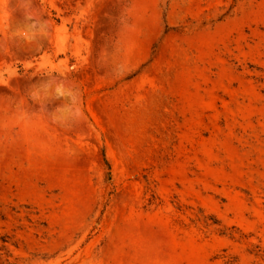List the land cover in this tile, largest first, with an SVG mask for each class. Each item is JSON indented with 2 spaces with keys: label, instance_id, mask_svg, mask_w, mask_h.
I'll return each mask as SVG.
<instances>
[{
  "label": "rangeland",
  "instance_id": "374dc122",
  "mask_svg": "<svg viewBox=\"0 0 264 264\" xmlns=\"http://www.w3.org/2000/svg\"><path fill=\"white\" fill-rule=\"evenodd\" d=\"M0 264H264V0H0Z\"/></svg>",
  "mask_w": 264,
  "mask_h": 264
}]
</instances>
